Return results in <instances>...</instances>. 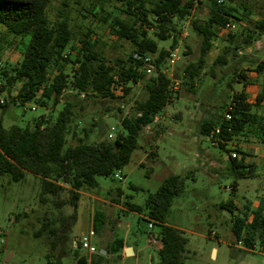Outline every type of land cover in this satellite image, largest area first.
I'll list each match as a JSON object with an SVG mask.
<instances>
[{"label": "rangeland", "instance_id": "rangeland-1", "mask_svg": "<svg viewBox=\"0 0 264 264\" xmlns=\"http://www.w3.org/2000/svg\"><path fill=\"white\" fill-rule=\"evenodd\" d=\"M146 1L149 6L152 0ZM195 5L188 21L181 23L183 34L177 45L179 61L169 62L164 67V72L172 79L181 74L186 63L196 61L200 55L201 38L192 32L191 22L195 19L207 21L209 4L207 0H197ZM229 6L244 16L243 22L231 23L229 33L220 34L214 42L196 83V93L184 92L180 84L174 91L173 103L140 135L138 148L121 171V181L115 177L98 178L97 188L81 191L75 209L68 203V191L57 198L47 196L42 202L40 182L31 174L21 183L0 176V264H78L86 256L73 248V242L93 230L97 211L107 216L105 228L93 238L98 252L117 238L128 239L136 252V257L124 261L110 253L102 264H156L157 248L161 244L153 245L149 240L152 236L159 239V228L150 229L147 217L129 211L125 204L144 206L167 177L187 174L184 192L175 199L167 216L168 225L180 230L188 239L184 264H264V257L247 255L251 252L244 251L243 244L237 242L232 231L238 216L243 217L244 213L250 214L260 207L264 209V146L249 134L221 150L200 135L204 120L224 115L222 108L228 102V94L232 98L244 90L249 99L254 100L261 91L257 75L252 72V62L264 60V37L254 48L240 51L239 57L229 55L227 65H213L224 48L232 46L228 43V34L238 35L244 26L264 16V0H234ZM126 11L125 3L115 0H52L47 16L51 26L64 17L69 19L74 31L70 49L77 51L79 42L87 35L104 58L113 63L118 58L129 59L136 49L131 42L120 40L115 34V19L129 23L136 20L135 15H128ZM136 23L140 26L138 20ZM148 35L153 37V32L148 31ZM28 40L9 34L0 25L1 68L16 66L22 61ZM171 42L160 41L159 48L171 55L174 52ZM245 56L248 63H240V58ZM236 68H239V75L229 88ZM142 73L144 80L152 77L145 69ZM175 81L179 80L173 79V85ZM143 83L131 86L127 95L116 88V100L96 98L78 104L72 132L79 137L84 128L92 129L88 143L115 140L123 132L121 121L131 113L133 102L146 97ZM47 104L41 107L29 103L23 110L9 102L6 111L0 108V119L7 129L14 125L25 127L42 115L56 118L64 106L63 102L56 106L53 101ZM33 107L36 110H32ZM261 111L264 113L263 109ZM92 125L97 128L93 129ZM67 140L68 145L76 143L73 133ZM233 152L238 155L237 161H244L249 178L236 179L228 173L229 157ZM235 183L236 188L233 187ZM230 201L233 205L225 209L224 204ZM214 249L218 251L216 259ZM252 252L264 251L257 244ZM86 264H92L91 260L86 259Z\"/></svg>", "mask_w": 264, "mask_h": 264}, {"label": "trees", "instance_id": "trees-1", "mask_svg": "<svg viewBox=\"0 0 264 264\" xmlns=\"http://www.w3.org/2000/svg\"><path fill=\"white\" fill-rule=\"evenodd\" d=\"M52 0H0V25L15 37L28 38L22 61L16 66L1 68L0 89L9 101L3 110L19 100L23 104L36 103L46 107L53 101L56 106L63 102V110L56 118L40 116L31 125H14L7 129L0 119V176H8L14 183L24 182L28 174L40 182L39 197L45 201L47 196L59 197L69 193V204L77 209L83 189L98 187V178H113L130 162L133 152L138 148V138L144 130L155 123L167 106L171 105L176 92L172 90L173 79L179 80L186 93H196V83L206 66V58L219 35L229 33L228 25L242 23L239 15L229 4L234 0H207L208 19L205 22L195 19L191 30L201 38L199 58L188 62L181 74L170 78L164 67L170 62V52L160 49L158 42L171 40V49L176 50L183 34L181 23L188 21L195 10L196 0H115L125 3L126 13L136 20L125 22L115 19L113 26L120 40L131 42L135 51L129 59L118 58L113 63L107 61L97 50V44L87 35L79 42L77 51L70 49L74 31L69 19L64 17L55 25H50L47 8ZM113 1V0H110ZM153 32V37L148 35ZM264 37V16L250 26H244L238 35L228 34L227 46L214 62V67L228 64L229 55L239 57L238 53L252 49ZM75 51V52H74ZM137 56H150L156 72L144 80L143 61ZM240 63H248L245 57ZM261 91L251 101L246 91L230 97L224 103L220 117L206 119L200 127V135L209 137L216 128L220 129L218 147L224 150L236 138L254 135L264 146V60L252 62ZM239 68L233 72L228 83L231 88L236 83ZM245 78L244 74H240ZM143 83L145 98L133 102L132 111L121 121L123 132L115 140L88 143L92 129H83L77 137L72 132V124L77 118L78 104L86 100L101 98L116 100L115 89L121 88L125 95L131 86ZM13 93L15 97H13ZM83 97V100H81ZM225 113L231 120L225 119ZM93 129L97 126L92 125ZM101 132V129L100 131ZM73 133L76 143L68 145L67 137ZM228 173L236 179H247L249 173L243 160L230 159ZM185 176L170 175L159 190L148 197L144 206L126 203L129 211L144 215L159 228L161 247L157 251L156 264H184L188 239L183 233L167 223V216L175 199L182 196ZM252 176V174H251ZM234 188L237 187L235 183ZM67 203V202H65ZM233 205L224 204L227 209ZM249 211V210H248ZM107 224V216L97 211L93 219V231L99 234ZM55 235V230H51ZM233 234L246 251H254L257 244L264 251V209L262 207L243 217L238 216L233 223ZM123 250V239L117 238L106 249V255L99 251L91 259L92 264H102L110 253L119 254ZM244 253V252H243ZM78 264H86L81 258Z\"/></svg>", "mask_w": 264, "mask_h": 264}, {"label": "built area", "instance_id": "built-area-1", "mask_svg": "<svg viewBox=\"0 0 264 264\" xmlns=\"http://www.w3.org/2000/svg\"><path fill=\"white\" fill-rule=\"evenodd\" d=\"M222 1L223 0H218L219 3H222ZM195 3H197V0L195 1ZM186 25H188V23ZM227 27L230 29L231 25H228ZM184 29H186L185 26H184ZM136 58H137V60L143 61L144 69H145L147 74H149V75H154L155 74L156 69H155V66L153 64L152 57H150V56H146V57L137 56ZM169 61L171 63H177L179 61L178 50L177 49L174 50V52L170 55ZM179 86H180V82L179 81H175L174 85L172 87V90H174V91L177 90ZM8 101H9V99H8L7 94L2 92L1 89H0V107L5 106ZM27 104H29V103L23 104L21 101L17 100L15 105L17 107L23 109V110H26ZM32 110H36V109L33 107ZM225 119L226 120H231V115L229 113H225ZM157 121H158V117H156L155 123ZM219 134H220V129L216 128L214 131L211 132L210 136L207 137L210 140V142L212 143L213 146H218V144H219V140H218ZM230 159H238L237 153L236 152L231 153L230 157H229V160ZM114 177H115V179L121 181L122 180L121 172H117L114 175ZM154 224H155L154 221H150V225H149L150 229L154 228ZM95 236L96 235H95L94 231L93 230L90 231L87 235L82 236V237L78 238L77 240H75L73 242V248L75 250L82 251L85 254V256H86L85 258L88 259V260H91L92 257L98 253L97 248L93 245V238H95ZM149 241L153 245L160 244V240L157 237H155V236H152Z\"/></svg>", "mask_w": 264, "mask_h": 264}, {"label": "crops", "instance_id": "crops-1", "mask_svg": "<svg viewBox=\"0 0 264 264\" xmlns=\"http://www.w3.org/2000/svg\"><path fill=\"white\" fill-rule=\"evenodd\" d=\"M260 47V46H259ZM251 101H253V100H251ZM263 110H264V107H263ZM264 114V113H263ZM241 138H243V137H238V138H236V140L235 141H237V140H240ZM235 141L233 142V143H235ZM161 247V246H160ZM160 247H158L157 248V251L160 249ZM127 249H131V253H128V250ZM245 251V250H244ZM213 252H216V257H215V259L217 258V256H218V251H217V249H214L213 250ZM242 252V251H241ZM247 252H251V254H248L247 253V255H252V256H259V257H264V252H252V251H247ZM246 254V253H245ZM115 256V255H114ZM116 256L117 257H119L121 260H125V259H130V258H132V257H136V252L134 251V248H133V246H131L130 244H129V241H128V239H126V238H124L123 239V250H122V252L121 253H119V254H116ZM107 258H108V256H107Z\"/></svg>", "mask_w": 264, "mask_h": 264}, {"label": "water", "instance_id": "water-1", "mask_svg": "<svg viewBox=\"0 0 264 264\" xmlns=\"http://www.w3.org/2000/svg\"><path fill=\"white\" fill-rule=\"evenodd\" d=\"M127 250H128V253L132 252L131 249H127ZM101 254L105 256L106 255V251H101Z\"/></svg>", "mask_w": 264, "mask_h": 264}]
</instances>
